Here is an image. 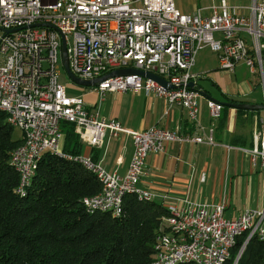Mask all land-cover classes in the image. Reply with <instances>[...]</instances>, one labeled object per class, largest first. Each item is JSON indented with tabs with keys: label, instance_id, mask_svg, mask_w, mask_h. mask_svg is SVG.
Here are the masks:
<instances>
[{
	"label": "built area",
	"instance_id": "built-area-1",
	"mask_svg": "<svg viewBox=\"0 0 264 264\" xmlns=\"http://www.w3.org/2000/svg\"><path fill=\"white\" fill-rule=\"evenodd\" d=\"M36 23L55 28L33 26L17 33V25ZM61 34L73 74L95 79L120 68L155 73L167 80V86L133 73L105 78L97 88L102 93L153 92L166 100L168 108H184L198 131L181 134L158 125L133 131L90 111L81 97L69 95L59 82ZM168 34H175V41H168ZM149 37H156V45L143 46V39ZM205 47L216 52L220 69L235 72L243 61L264 82V0L250 5L222 0L193 12H183L175 0H0V106L10 107L13 126L20 127L23 139L10 155V164L20 175L17 188L29 176L35 153L63 152L61 124L67 121L92 146L102 144L107 130L114 136L128 133L134 145L124 175L107 171L90 156L76 154L107 179V190L84 197L83 204L95 203L100 211L110 207L119 216L116 204L124 201L119 191L126 186L136 187V194L150 193L162 203L170 200V195L138 184L147 156L161 151L165 142L214 143L212 130L206 134L198 120L200 92L190 86L199 77L193 71L197 53ZM207 106L214 120L221 117V102L209 99ZM249 151L264 168V133H254ZM167 208L170 215L162 218L154 248L157 258L151 264H176V259L184 258L197 259V264L225 263L231 235L238 228H248L247 240L259 235L264 242V209H248L233 219L224 215V203L184 202Z\"/></svg>",
	"mask_w": 264,
	"mask_h": 264
},
{
	"label": "crops",
	"instance_id": "crops-1",
	"mask_svg": "<svg viewBox=\"0 0 264 264\" xmlns=\"http://www.w3.org/2000/svg\"><path fill=\"white\" fill-rule=\"evenodd\" d=\"M198 7L178 8L193 12ZM245 38L249 41V36ZM204 50L197 53L200 56H196L193 69L199 75L195 81L196 89L204 90L219 102L264 105L260 76L240 80L230 78L227 71L220 69L218 57L210 63ZM245 65L240 61L236 69L242 70ZM65 86L67 93L81 97L90 111L99 112L107 121L117 120L126 129L139 131L158 125L181 134L198 131L184 108H168L166 100L153 92L102 93L97 86H82L75 82ZM208 100L201 93L197 98L198 120L206 134L212 130L214 143L165 142L161 151L147 156L139 187L170 195V200L163 203L166 207L184 202L224 203V215L233 219L248 209H264V168L260 159H253L249 151L254 146V133H264V108H235L222 103V115L214 120L207 106ZM76 134L81 142L80 154L102 163L111 173H126L134 151L128 133L120 132L114 136L107 130L100 146L83 142ZM155 200L162 203L158 197Z\"/></svg>",
	"mask_w": 264,
	"mask_h": 264
},
{
	"label": "trees",
	"instance_id": "trees-1",
	"mask_svg": "<svg viewBox=\"0 0 264 264\" xmlns=\"http://www.w3.org/2000/svg\"><path fill=\"white\" fill-rule=\"evenodd\" d=\"M14 127L0 110V264H151L168 208L128 193L119 216L91 213L83 198L99 193L102 182L81 163L51 151L43 154L32 183L20 194V175L10 155L23 139H14ZM61 129V150L80 154L75 125L64 121ZM247 237L248 232L238 238L225 264H264V242L257 235Z\"/></svg>",
	"mask_w": 264,
	"mask_h": 264
},
{
	"label": "bare ground",
	"instance_id": "bare-ground-1",
	"mask_svg": "<svg viewBox=\"0 0 264 264\" xmlns=\"http://www.w3.org/2000/svg\"><path fill=\"white\" fill-rule=\"evenodd\" d=\"M18 28H19V30H17V33H25L26 32V25H17V29ZM168 41H175V34H168ZM150 45H156V37H149V39H143V46H150ZM0 110L7 113L9 122L11 124H13V119L11 117L10 107L0 106ZM15 127H18L20 129L19 126H15ZM47 151H51V152H54L56 154H63L69 160L81 163L82 165H84V167H86L87 169H89L90 171H92L94 174L97 175V177L99 178V180L103 184L102 190H107V179H106L105 175L102 173H99L97 170H95L94 166L91 163H88L84 159H81L80 156L67 155V154H64L63 152H58L56 150H47ZM45 152L46 151H40V152L35 153V156L33 157V165L29 171V176L25 179V182L23 183L22 187H19L17 190L20 194H25L27 188L32 183V178L35 174V169H36L40 159L42 158V156ZM128 193H135L136 194V187H134V186L123 187V191H119V198H124L125 195ZM137 196L139 197V199L146 200V201H152V200L156 199V196L150 195V193H137ZM122 204H123V201L117 202L116 213H121ZM84 206L91 213H93L97 210H100L99 206L95 203H86V204H84ZM101 211L112 212V208L103 207ZM168 215H170V209H169ZM246 232H248V228H238V229H236V232L232 233L231 238H230L229 256H231V251L234 248V246L236 245L238 238ZM253 236L254 235H252V237ZM257 236L259 237V235H257ZM259 238L261 239V237H259ZM155 247H156V242L154 244V248ZM240 254H239V256H240ZM153 258H157V251H155ZM180 263L197 264V259H191V258L176 259V264H180ZM221 264H225V263H221Z\"/></svg>",
	"mask_w": 264,
	"mask_h": 264
},
{
	"label": "water",
	"instance_id": "water-1",
	"mask_svg": "<svg viewBox=\"0 0 264 264\" xmlns=\"http://www.w3.org/2000/svg\"><path fill=\"white\" fill-rule=\"evenodd\" d=\"M33 26H48V27H52L55 28L53 25L51 24H47V23H36L33 24L32 26H27L28 27H33ZM16 30H19L16 29ZM14 30H8V32H13ZM61 38H62V47H61V53H62V63L63 66L68 74V76L71 78L72 81H74L75 83L82 85V86H97L102 80H104L105 78L111 77V76H119V75H126V74H140L144 77H149L157 82H159L160 84L167 86V80L155 73H151L148 71H143L141 69H136V68H120V69H116L110 73H108L106 76L101 77V78H95V79H83L80 78L78 76H76L75 74H73V72L70 69L69 66V58H68V51H67V44H66V39L64 37L63 34H61ZM190 86L192 88H196L195 87V83L191 82ZM202 95L207 96L210 100H214V101H218L217 99L213 98L212 96H208L207 92H205L204 90H199L197 89ZM219 102V101H218ZM227 106H231V107H235V108H247V109H257V108H264V105H254V104H247V103H232V102H221ZM236 264V262H235Z\"/></svg>",
	"mask_w": 264,
	"mask_h": 264
},
{
	"label": "rangeland",
	"instance_id": "rangeland-1",
	"mask_svg": "<svg viewBox=\"0 0 264 264\" xmlns=\"http://www.w3.org/2000/svg\"><path fill=\"white\" fill-rule=\"evenodd\" d=\"M176 4L178 5V7L183 8L184 10L187 9H192L195 6H200V7H209V6H213V5H218L221 3L222 0H175ZM229 3L234 4V5H250L252 3L253 0H227ZM191 12V11H190ZM246 37V35H245ZM70 39H72V36H69ZM205 49V50H204ZM201 50L206 51L204 54L208 60V62H214L215 59L217 58V54L216 52L212 51L209 47H205ZM200 50V51H201ZM199 51V52H200ZM200 56V55H197ZM246 68L240 70L239 68L235 69V72H226V75L230 78H234L237 80L242 79L243 77H247L249 79H253L254 76L255 77H259L262 79V76L258 74V72H256L254 75V73H251L250 68L245 65ZM224 71V70H223ZM57 72H58V78H59V82L61 84H65L68 85L69 83H72L74 81L71 80V78L68 76L63 63H62V59L60 56V61L58 64V68H57ZM236 73V75L234 76L233 74ZM251 76V77H250ZM263 81V79H262ZM75 85V84H74ZM262 85L264 86V82L262 83ZM13 137L14 139H18L22 137V132L18 127H14L13 130Z\"/></svg>",
	"mask_w": 264,
	"mask_h": 264
}]
</instances>
